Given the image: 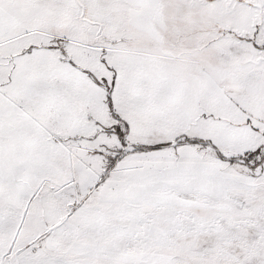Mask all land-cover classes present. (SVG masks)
Instances as JSON below:
<instances>
[{"label": "snow or ice", "instance_id": "obj_1", "mask_svg": "<svg viewBox=\"0 0 264 264\" xmlns=\"http://www.w3.org/2000/svg\"><path fill=\"white\" fill-rule=\"evenodd\" d=\"M0 264H264V0H0Z\"/></svg>", "mask_w": 264, "mask_h": 264}]
</instances>
